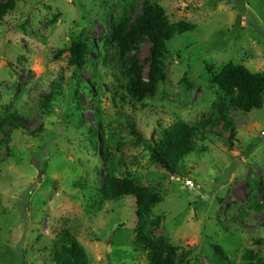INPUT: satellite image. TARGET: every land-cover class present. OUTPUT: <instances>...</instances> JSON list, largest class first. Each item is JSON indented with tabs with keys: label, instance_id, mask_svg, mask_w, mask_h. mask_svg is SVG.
I'll return each instance as SVG.
<instances>
[{
	"label": "rangeland",
	"instance_id": "374dc122",
	"mask_svg": "<svg viewBox=\"0 0 264 264\" xmlns=\"http://www.w3.org/2000/svg\"><path fill=\"white\" fill-rule=\"evenodd\" d=\"M13 2L0 16V264H58L61 229L86 264H149L133 246L139 226L179 248L177 264H225L214 245L227 264H264V97L260 110L228 111L232 140L214 119L171 170L152 159L172 123L194 126L227 106L213 81L226 64L264 72V0ZM154 5L193 31L173 35L165 80L140 95L151 45L134 36L121 56L113 33ZM77 41L88 49L81 69L69 64ZM108 176L160 202L139 217L132 197L105 201Z\"/></svg>",
	"mask_w": 264,
	"mask_h": 264
},
{
	"label": "trees",
	"instance_id": "16d2710c",
	"mask_svg": "<svg viewBox=\"0 0 264 264\" xmlns=\"http://www.w3.org/2000/svg\"><path fill=\"white\" fill-rule=\"evenodd\" d=\"M13 6V0L1 3L0 16L5 15ZM127 28L128 20L125 18L119 21L113 33L121 56L132 49L134 36L145 37L151 45L147 81L139 87L138 93L140 95L152 94L157 85L165 80V67L162 60L167 53V43L174 34L182 35L192 32L193 26L187 23L168 25L164 11L154 5L144 10L141 15L135 18L133 26L128 30ZM68 52L69 64L81 69L88 54L85 43L73 42L68 48ZM123 74L129 79L127 72ZM213 81L227 96V106L222 107L214 116L208 117L197 125L189 126L181 121H176L165 128L162 138L154 141L152 146L154 163L171 170L176 163L195 150L196 132L205 129L214 119H219L229 129V140H232L235 131L228 118V111L248 113L251 110L262 108L264 72L251 73L241 65L228 63L213 75ZM75 97H79L77 92H75ZM11 123L16 127L21 126L15 118H11ZM43 165L45 164L43 163ZM101 195L105 201L110 202L124 197L134 198L136 213L139 217L160 202L157 196L149 194L147 187L134 183L127 178L114 176L105 178L101 187ZM58 246L61 247L60 251H56ZM133 246L135 249L149 254V264H177L176 256L179 248L166 243L162 238L153 240L143 226L136 229ZM213 249L218 258L227 264L223 251L217 245H214ZM52 250L53 260L58 264H86L85 252L68 229H61L56 234ZM184 257L185 254L181 253L180 259H184Z\"/></svg>",
	"mask_w": 264,
	"mask_h": 264
},
{
	"label": "built area",
	"instance_id": "2783aa9c",
	"mask_svg": "<svg viewBox=\"0 0 264 264\" xmlns=\"http://www.w3.org/2000/svg\"><path fill=\"white\" fill-rule=\"evenodd\" d=\"M185 184H186L187 186H192V182H191L190 180H186V181H185Z\"/></svg>",
	"mask_w": 264,
	"mask_h": 264
}]
</instances>
